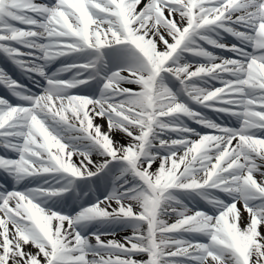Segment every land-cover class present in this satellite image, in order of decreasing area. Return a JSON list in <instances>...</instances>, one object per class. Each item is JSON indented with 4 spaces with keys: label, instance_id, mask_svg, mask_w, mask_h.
<instances>
[{
    "label": "snow or ice",
    "instance_id": "1",
    "mask_svg": "<svg viewBox=\"0 0 264 264\" xmlns=\"http://www.w3.org/2000/svg\"><path fill=\"white\" fill-rule=\"evenodd\" d=\"M0 56V264H264V0H0Z\"/></svg>",
    "mask_w": 264,
    "mask_h": 264
},
{
    "label": "bare ground",
    "instance_id": "2",
    "mask_svg": "<svg viewBox=\"0 0 264 264\" xmlns=\"http://www.w3.org/2000/svg\"><path fill=\"white\" fill-rule=\"evenodd\" d=\"M37 2H43V1H39V0H37ZM48 2V1H47ZM50 70H55V69H51L50 68ZM65 78H67V77H65ZM22 84H26L25 82H21ZM0 97H4V96H2V95H0ZM4 98H6V97H4ZM11 100V99H10ZM12 102H15V98H13L12 100H11ZM97 122H100V121H97ZM192 127V126H191ZM105 128H106V125H105ZM114 139H116V140H120L121 139V135L120 134H114ZM75 159V158H74ZM29 186H31V185H29ZM239 206V205H238ZM130 229H128V230H126V232H127V234H125V233H122V232H117V234H116V236H115V238L116 239H121L122 238V236H124V235H128V234H130ZM262 231H264V229H262ZM108 238H112V237H108Z\"/></svg>",
    "mask_w": 264,
    "mask_h": 264
}]
</instances>
